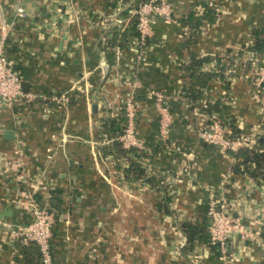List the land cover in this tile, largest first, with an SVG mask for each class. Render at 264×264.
I'll list each match as a JSON object with an SVG mask.
<instances>
[{
  "label": "crops",
  "instance_id": "0c3cea01",
  "mask_svg": "<svg viewBox=\"0 0 264 264\" xmlns=\"http://www.w3.org/2000/svg\"><path fill=\"white\" fill-rule=\"evenodd\" d=\"M166 1L180 23L204 16L210 5L213 19L197 29L187 26L189 31L157 19L154 41L143 50L139 37L125 48L110 45L136 21L126 11L120 13L126 29L101 19L100 12L108 17L116 12L119 0H23L28 16L21 22H16V0H0V32L2 26L10 30L8 58L23 78L24 92L35 96L14 108L0 106V211H12L0 222L27 224L34 205L50 206L56 217L55 264L264 262V184L236 173L233 156L199 138L214 113L205 112L206 106L225 99L238 134L259 127L251 147L264 142L258 104L264 97L256 86L264 59L247 51L264 15V0ZM117 48L122 52L118 62ZM192 54L210 57L215 65V57L226 66L232 59L224 73L227 83L211 82L201 100L186 97L194 83L188 70ZM103 61L111 78H103ZM213 67L207 63L202 71ZM93 85L102 88L100 97ZM152 91L164 93L172 111L165 140L159 137ZM62 95L67 106L54 101ZM130 95L145 143L136 159L119 144L106 142L122 133L123 105ZM6 131L14 132L13 139ZM126 155L130 165L123 168ZM132 165L144 171L143 177H126ZM165 178H171L170 185L159 183ZM210 191L223 193L230 214H244L245 226L259 238H233L225 260L209 239L189 251L180 230L182 222L201 220L208 228ZM5 236L0 227V264H18L22 251ZM24 252L29 262L39 253Z\"/></svg>",
  "mask_w": 264,
  "mask_h": 264
},
{
  "label": "built area",
  "instance_id": "2783aa9c",
  "mask_svg": "<svg viewBox=\"0 0 264 264\" xmlns=\"http://www.w3.org/2000/svg\"><path fill=\"white\" fill-rule=\"evenodd\" d=\"M23 0H16L18 6L16 7V22L24 21L27 18L25 8L22 6ZM211 6V7H210ZM207 9L212 10V5ZM206 9V10H207ZM128 12L132 14L137 21V31L139 33V40L142 44L143 50L149 45L150 41L155 38V25L157 19H161L164 24L181 25L174 18L173 5L166 0H119V7L116 12H113L109 17L105 12H100L101 19L109 21L107 26L114 25L119 29H126L127 22L121 16V12ZM184 28V27H183ZM189 31V28H184ZM10 36V30L6 26H2L0 32V106L14 108L24 99L32 102L35 99L34 94L25 93L23 89V78L16 70L15 63L8 58L7 44ZM254 43V42H253ZM115 57L117 62L121 58V50H115ZM254 58H261L257 54L252 53ZM142 55H139L141 60ZM216 66L215 63H210ZM101 71L105 75L103 78H111L110 65L103 61L101 64ZM97 93L95 96H101L102 88L100 85L95 86ZM257 89L261 91V96L264 97V66H260L257 72ZM151 96L155 100V107L158 112L159 123V137L165 140L173 125L172 111L168 105V98L161 92H151ZM258 104L263 111L264 116V98H260ZM54 101L59 106H67L68 97L62 95L54 97ZM125 110V125L120 135L109 138L106 142L108 144H119L125 152L131 153L133 158H137L138 151L145 150V143L138 136L137 121H138V106L133 95H130L124 102ZM208 118V125L199 133V138L202 142L216 147L223 153H237L241 149L251 147L256 139L259 127L252 128L249 132L234 135L233 130L227 123L222 122L217 113L211 114ZM132 162L138 163V160ZM128 156L123 157V168H128ZM149 170L151 169L148 168ZM152 170V169H151ZM167 175H165L166 177ZM168 178L160 180L161 185H170ZM207 217L209 219L208 232L209 242L212 246H219L220 259L225 260L229 253V244L233 238L241 240H259L254 231L248 229L244 223V214L233 216L230 214L227 200L223 197L221 192H209V205L207 209ZM55 212L50 206L34 205L31 211V221L27 224L7 221L0 222V227L6 230V236L12 243L22 242L27 246L37 247L40 255V264H55L53 257L52 241L54 235V227L56 224Z\"/></svg>",
  "mask_w": 264,
  "mask_h": 264
},
{
  "label": "trees",
  "instance_id": "16d2710c",
  "mask_svg": "<svg viewBox=\"0 0 264 264\" xmlns=\"http://www.w3.org/2000/svg\"><path fill=\"white\" fill-rule=\"evenodd\" d=\"M213 19V13L210 9H207L202 17H195V15L189 16L185 21H182V26H190L192 28H199L205 20L211 21ZM253 45L248 48V52L257 54L264 58V15L261 19L260 25L254 29L251 33ZM139 37V33L137 31V21H134L133 27L124 33H118L116 35L115 41H112L110 44L111 47H115L119 45L121 48H125L127 44L130 42L132 38ZM216 66H214L210 71L204 72L202 71L205 64L211 63L210 57L199 58L195 55L190 56V64L188 67L190 76L192 81L194 82L191 90L187 92L186 97H190L192 99L201 100L203 95V90L209 87V84L213 81H222L226 82L224 73L227 71L229 66L232 64V59H227L229 63L226 66V63L215 57ZM225 99L219 100L217 102L208 104L205 108V112L207 113H217L222 122L231 126L235 133L238 134V130L234 126L235 120L229 115V109L225 106ZM228 120V121H227ZM229 122V123H228ZM230 124V125H229ZM240 133V132H239ZM240 135V134H238ZM229 156H233L235 158L234 163V171L236 173L240 172L241 174H246L249 177L258 180L260 184H264V142H257L255 147H246L241 149L237 153H228ZM144 171L141 168L136 167V165H132L129 170L126 171V177L128 179L137 180L143 177ZM180 230L187 238V247L190 250H193L195 246L200 245L203 241L209 239V232L206 225V220H201L199 222H182L180 224ZM260 237L264 240V227L261 230ZM17 247L21 252V257H17L16 261L18 264H40V255H36L35 257H30L27 259L26 253L24 251H38L34 246L24 245L22 242H17ZM219 248V246H215ZM36 253V252H35ZM33 261V262H32ZM264 264V262L262 263Z\"/></svg>",
  "mask_w": 264,
  "mask_h": 264
},
{
  "label": "water",
  "instance_id": "95a60500",
  "mask_svg": "<svg viewBox=\"0 0 264 264\" xmlns=\"http://www.w3.org/2000/svg\"><path fill=\"white\" fill-rule=\"evenodd\" d=\"M97 105L95 104L93 107V111H96ZM14 132L13 131H6V137L8 139H13ZM11 209H5L3 211H0V219L9 217L11 215Z\"/></svg>",
  "mask_w": 264,
  "mask_h": 264
}]
</instances>
